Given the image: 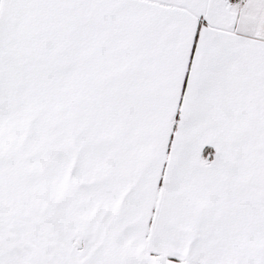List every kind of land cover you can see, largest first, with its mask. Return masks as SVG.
Listing matches in <instances>:
<instances>
[{
  "label": "snow or ice",
  "instance_id": "snow-or-ice-1",
  "mask_svg": "<svg viewBox=\"0 0 264 264\" xmlns=\"http://www.w3.org/2000/svg\"><path fill=\"white\" fill-rule=\"evenodd\" d=\"M0 264H264V0H0Z\"/></svg>",
  "mask_w": 264,
  "mask_h": 264
}]
</instances>
